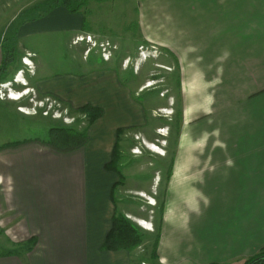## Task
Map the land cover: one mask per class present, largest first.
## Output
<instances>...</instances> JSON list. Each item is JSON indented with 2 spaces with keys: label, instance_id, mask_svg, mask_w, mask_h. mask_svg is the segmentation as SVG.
<instances>
[{
  "label": "crops",
  "instance_id": "0c3cea01",
  "mask_svg": "<svg viewBox=\"0 0 264 264\" xmlns=\"http://www.w3.org/2000/svg\"><path fill=\"white\" fill-rule=\"evenodd\" d=\"M111 1L115 0H89L78 14L60 7L22 26L19 41L46 31L94 37V12L87 6L101 12L102 5ZM135 9L137 32L132 36L171 57L169 67L177 71V82L183 86L182 121L174 155L169 162L160 155L162 165L154 175V184L159 180L157 189L163 193L156 258L148 248L137 252L102 250L116 212L132 216L148 237L155 228L149 215L131 210L135 202L123 197L126 191L119 184V175L106 169L118 129L141 132L147 126V116L134 99L143 92H134L119 70L104 60L98 68L80 75L41 79L33 85L42 94L75 108L90 104L104 110L103 117L90 127L84 147L65 152L28 139L21 146L0 148V234L6 245L0 264H243L264 248V200L257 214L247 215L243 222L232 220L216 237L212 226L207 225L209 217L204 212L199 215L193 200L197 185L204 181L212 185L221 179L227 196L231 178L226 171L233 170L231 164L235 162L211 156L217 148L226 153V144L204 141L194 132L191 124L196 112L193 104L185 101L193 86L209 79V69H221L226 86L239 87L226 89L233 100L239 101L238 92L247 96L264 85V0H135ZM102 34L105 38L110 33ZM195 69L203 70L202 74ZM242 84L249 87L242 89ZM249 115L226 109V122L229 117L235 122L230 132L233 136H245L254 128L243 125V116ZM256 121L260 126L258 118ZM229 139L238 149L237 139ZM203 184L207 187L206 182ZM155 185L126 190L140 191L156 202Z\"/></svg>",
  "mask_w": 264,
  "mask_h": 264
},
{
  "label": "rangeland",
  "instance_id": "374dc122",
  "mask_svg": "<svg viewBox=\"0 0 264 264\" xmlns=\"http://www.w3.org/2000/svg\"><path fill=\"white\" fill-rule=\"evenodd\" d=\"M37 1L44 0H0V43L5 36L11 37L21 23L34 19L39 14V3L35 4ZM87 9L94 12L91 15L94 17V37H71L69 32L46 31L19 41L16 60L11 63L4 79L0 81V148L28 139H38L45 143L51 139L52 128L85 129L89 118L77 113L78 108L54 96L42 94L33 85L41 79L77 76L98 68L97 63L103 64L104 45L108 50L109 65L119 70L120 76L131 83L134 92H143L134 99L145 109L147 126L141 132L132 131L131 128V131L127 130L121 137L120 164L125 175L121 184L126 191L123 194L125 200L135 202L133 205L136 207L133 206L131 210L149 215L154 221L155 228H151L154 231L148 237L137 220L123 214L147 236L144 244L135 249L136 252L148 248L152 255L155 241L153 237L157 233L161 207L160 195L163 194L157 189L159 180L154 184L155 178L157 179L154 175H158L157 169L162 165L159 162L160 155L163 154L167 162L174 155V145L180 120L182 121L180 112L183 106V86L177 82V71L169 67L172 63L171 57H165L151 46L140 44L142 40L132 36L137 32L134 21L135 0L105 3L101 12L100 8L91 5ZM127 30H130L128 36ZM102 33L110 34L104 38ZM121 34L123 35L116 36ZM1 57L0 67L3 63L2 51ZM95 61L96 64H93ZM193 71L202 74L203 70ZM206 75L209 79L193 86L194 94L191 90V94L185 99L186 103L193 104L196 112L191 127L204 141L226 144V153L225 149L217 148L211 156L226 157L235 162L231 164L233 170L226 171L227 178H231L227 196L225 183L219 179L212 185L211 182L204 181L207 187L199 183L195 190L197 195L193 197L199 215L204 212V216L209 217L207 225L212 226L216 237L217 232L224 227L226 230V225L231 224L232 220L243 222L247 215L253 217L257 214L264 200V85L258 86V90L247 96L236 92L239 99L237 101L231 99L232 96L226 89L239 90V87L226 86V77L221 69H209V74ZM247 85L249 84H242L241 88L246 89L249 87ZM14 98L20 99L15 101ZM227 108L250 114L248 117L243 116V119L246 118L243 125L254 128H249L245 136L235 137V133L233 136L230 132L235 127V122L231 117L229 122L224 118ZM257 118L260 126H257ZM231 137L237 139L238 149L234 148L235 141L229 139ZM160 147H164V150L159 149ZM211 152L213 151L208 152L209 156ZM167 167L169 166L166 165ZM150 185L152 188L155 185L153 190L157 197L156 202L140 191L126 190L129 187L147 189ZM118 207L121 208V203ZM226 207L229 213L226 212ZM5 249V239L0 234V255L4 254ZM151 263L155 264L153 261ZM245 263L246 261L243 264Z\"/></svg>",
  "mask_w": 264,
  "mask_h": 264
},
{
  "label": "trees",
  "instance_id": "16d2710c",
  "mask_svg": "<svg viewBox=\"0 0 264 264\" xmlns=\"http://www.w3.org/2000/svg\"><path fill=\"white\" fill-rule=\"evenodd\" d=\"M89 0H44L39 3V14L34 19L21 23L19 29H17L11 37L5 36L3 42L0 43V49L3 53V63L0 67V81L3 80V76L7 72L8 67L13 61L16 60L18 47H19V30L22 26L40 20L49 16L52 12L60 7H65L71 14H78ZM99 2L110 0H95ZM38 6V7H39ZM103 63L105 61L103 60ZM96 64V61L93 63ZM98 64V63H97ZM80 115L88 117V124L83 130H78L74 127H61L52 128L51 139L46 141L45 144L58 151H73L84 147L88 141L90 127L98 121L104 115V110L100 107H96L90 104L83 105L76 110ZM181 117V116H180ZM127 131L126 128H120L117 131L116 143L112 151L111 162L106 165V169L117 173L120 177L119 184L123 181V174L120 164V143L121 137ZM29 141H22L6 145V147H17L28 143ZM155 240L153 244L152 258H156L157 244L160 238L159 228L156 235L153 237ZM146 236L135 227V225L123 214L115 213L112 227L108 232L105 242L102 246V250L105 251H133L139 246L144 244ZM219 264V263H211ZM245 264H264V248L260 250L258 254L251 257Z\"/></svg>",
  "mask_w": 264,
  "mask_h": 264
},
{
  "label": "built area",
  "instance_id": "2783aa9c",
  "mask_svg": "<svg viewBox=\"0 0 264 264\" xmlns=\"http://www.w3.org/2000/svg\"><path fill=\"white\" fill-rule=\"evenodd\" d=\"M90 38V37H89ZM102 50H103V57H104V60H109L108 58V50L105 48L104 45H102ZM50 101V100H49Z\"/></svg>",
  "mask_w": 264,
  "mask_h": 264
},
{
  "label": "bare ground",
  "instance_id": "6f19581e",
  "mask_svg": "<svg viewBox=\"0 0 264 264\" xmlns=\"http://www.w3.org/2000/svg\"><path fill=\"white\" fill-rule=\"evenodd\" d=\"M26 64H28V63H26ZM21 84H22V82H21ZM19 99H20V98H16V99L14 98V100H19ZM154 150H155V149H154ZM162 155H163V154H162Z\"/></svg>",
  "mask_w": 264,
  "mask_h": 264
},
{
  "label": "clouds",
  "instance_id": "9594fccd",
  "mask_svg": "<svg viewBox=\"0 0 264 264\" xmlns=\"http://www.w3.org/2000/svg\"><path fill=\"white\" fill-rule=\"evenodd\" d=\"M24 85V84H23Z\"/></svg>",
  "mask_w": 264,
  "mask_h": 264
}]
</instances>
